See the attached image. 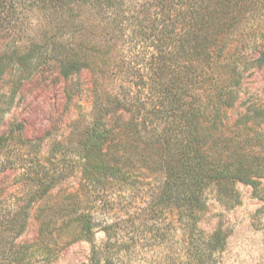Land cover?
<instances>
[{"label":"trees","instance_id":"obj_1","mask_svg":"<svg viewBox=\"0 0 264 264\" xmlns=\"http://www.w3.org/2000/svg\"><path fill=\"white\" fill-rule=\"evenodd\" d=\"M51 63L63 77L89 69L98 111L119 116V139L91 133V146L101 148L91 177L107 187L134 172L160 178L143 209L151 218L177 211L169 235L182 234L186 264H220L225 235L198 226L207 192L234 199L239 182L263 190L264 138L245 137L228 111L240 99L245 65H264V0H0V172L19 170L25 184L27 201L9 220L22 218L20 233L28 207L71 176L69 163L63 169L40 155L41 139L28 138L23 121L1 130L24 81ZM89 200L98 198L90 192ZM83 216L82 237L93 242V209ZM113 228L104 227L120 246ZM9 237L2 264L51 263L36 241ZM108 246L93 243L91 264H119Z\"/></svg>","mask_w":264,"mask_h":264},{"label":"rangeland","instance_id":"obj_2","mask_svg":"<svg viewBox=\"0 0 264 264\" xmlns=\"http://www.w3.org/2000/svg\"><path fill=\"white\" fill-rule=\"evenodd\" d=\"M9 82L7 77L4 91ZM100 104L89 69L63 77L51 63L24 81L1 130L11 122L23 121L25 135L41 139L40 155L63 169L69 163L66 170L70 169L71 176L28 207L27 223L20 233L22 218L14 226L9 220L27 201L23 198L25 184L19 170L0 172V264L6 258L9 236L17 245L36 241L38 251L42 248L52 256L50 264H91L93 243L98 247L107 243L119 264H186L182 234L169 235L168 228L178 225L177 211L170 214L167 208L151 218L143 209L160 178L155 181L134 172L129 179L121 181L120 177L107 187L91 177L95 164L101 162V148L91 146V133L94 139L103 137L105 131H110L108 139L120 138L118 114L104 118L98 111ZM129 117L124 113L125 119ZM228 118L245 125V137L259 131L264 138V65L253 63L247 69L245 65L240 99L228 111ZM91 180L97 181L93 184ZM260 183L263 190L259 193L250 184L237 183L234 199H222L215 190L207 192L198 226L205 235L217 231L225 235L226 246L218 254L220 264H264V177ZM90 192L98 198L97 204L90 202ZM90 208L96 221L93 242L81 234L83 214ZM109 224L114 225L111 235L121 238L120 246L110 241L104 229Z\"/></svg>","mask_w":264,"mask_h":264}]
</instances>
